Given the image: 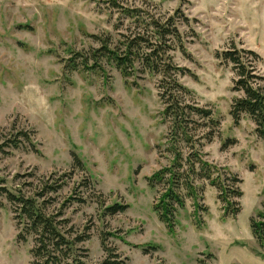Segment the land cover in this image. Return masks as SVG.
I'll return each mask as SVG.
<instances>
[{
    "label": "rangeland",
    "instance_id": "374dc122",
    "mask_svg": "<svg viewBox=\"0 0 264 264\" xmlns=\"http://www.w3.org/2000/svg\"><path fill=\"white\" fill-rule=\"evenodd\" d=\"M120 1L158 16L177 9L187 16L188 21H178L185 52L171 54L190 72L178 75L191 91L186 100L211 108L218 121L200 151L241 180L239 214L224 219L218 190L196 180L198 204L206 211L187 200L172 230L159 221L153 204L160 187L150 188L147 178L171 156L158 76L137 72L125 79L111 65L103 72L66 65L71 52L98 46L94 35L116 39L131 24L104 0H0V146L20 141L0 149V179L15 188L17 176L72 171L59 200L83 179L91 182L81 191L94 203L72 202L65 209L76 230L89 227V239L78 245L84 264H264V246L250 230L264 200V139L248 117L233 122L235 74L218 57L232 45L252 50L259 56L256 72L264 77V0ZM74 154L83 171L73 168ZM99 196L105 205L129 207L103 215ZM0 201V264H31L33 239L19 237L10 205ZM102 233L112 234L105 242L110 252L101 244Z\"/></svg>",
    "mask_w": 264,
    "mask_h": 264
},
{
    "label": "trees",
    "instance_id": "16d2710c",
    "mask_svg": "<svg viewBox=\"0 0 264 264\" xmlns=\"http://www.w3.org/2000/svg\"><path fill=\"white\" fill-rule=\"evenodd\" d=\"M104 1L109 8L129 19L131 24L119 32L116 39L107 35H94L98 46L88 53L70 51L66 65L73 71L82 67L83 70L96 72H103L105 65H111L125 79L136 76L137 72L158 76V95L164 105V118L169 123L167 151L171 156L167 166L147 178L150 188L160 187L153 204V211L159 221L172 230L187 200L192 202L196 210L206 211L205 206L198 204L201 195L196 180H205L218 190L217 198L222 204L224 219L235 218L241 210L237 200L243 195L238 187L241 180L207 161L205 154L200 151L203 142L211 140L218 121L213 117L211 108L200 107L186 100L191 91L178 80V75L190 72L175 64L171 54L176 49L185 52L178 21H188L187 16L181 9L168 16H158L152 10L129 7L120 0ZM218 57L229 63L235 74L232 91L238 95L231 102L233 122L238 124L243 116L248 117L254 124L255 134L264 139V77L254 67L259 59L258 54L232 45ZM206 129L208 131L205 132ZM20 135L34 147L27 134L20 132ZM10 144L17 147L20 141L14 138ZM10 144H1V151L2 147ZM73 165V168L81 171L85 168L76 154L73 155ZM72 174L70 171L17 176L21 180L15 188L6 187L4 179H0V198H4L11 207L20 230L19 237L23 241L29 236L33 239L31 264H84L79 260L78 245L89 239V227L86 226L84 232L76 230L70 220L65 218V209L72 202L82 205L94 203V198L84 196L81 191L82 187L87 189L91 186L86 178L74 186L68 196L58 199L61 191L69 187ZM97 203L103 208V215L122 213L129 207L127 203L118 202L105 205L100 196ZM250 230L263 247L264 200L261 209L250 219ZM109 236L112 234L102 233L100 237L107 252L110 250L105 242ZM105 264L120 262L114 260Z\"/></svg>",
    "mask_w": 264,
    "mask_h": 264
}]
</instances>
